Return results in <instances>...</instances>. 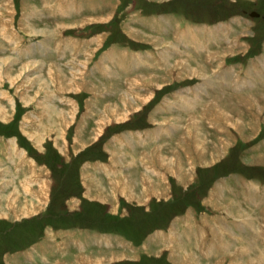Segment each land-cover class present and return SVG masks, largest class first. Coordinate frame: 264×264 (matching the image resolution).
Instances as JSON below:
<instances>
[{
  "label": "rangeland",
  "instance_id": "rangeland-1",
  "mask_svg": "<svg viewBox=\"0 0 264 264\" xmlns=\"http://www.w3.org/2000/svg\"><path fill=\"white\" fill-rule=\"evenodd\" d=\"M4 1H0V13H3V16L1 15L2 19L4 21L7 16L12 18V20H6V24L14 25L16 23L15 19L19 17L23 3L26 9L23 10V17L20 20L21 28L26 26L28 31V27L32 26L30 23H33V26L50 27V30L44 34L30 30L28 34H33L32 38L36 40L38 38L45 40L43 43L50 50L48 53L52 52L55 58L59 56V52L64 45L63 41L58 42L60 37L65 40V44L71 41V38H78V42H75L77 44L74 47L81 46V41H84V45L89 42L90 47L94 44V52L95 50L96 52L94 54L93 52L86 53L84 56V54L78 55L83 49L76 53L66 51V56L60 59V63H58L68 76V78L64 77L62 81L60 79L58 81V78L56 80L55 78L51 79L48 75L49 68L54 64L49 65V68L48 64H45L46 68L43 70L44 64L42 65L40 61H33L24 65L23 67L26 70L23 72L22 77H18L19 73L21 75L20 70L23 67L17 64L24 59H18L15 67L16 71L14 70L13 75H11L10 60L14 53H11L9 43L0 39L2 45L0 51L2 53H4L3 51L8 52L7 56L11 55L7 57L9 61L5 60L6 58H3L2 61L4 67L8 66V71L5 72L4 79L0 76V110L6 112V107L10 104L14 109V114L11 112L8 115L4 113V118L0 114V119H3L0 120V186H4L0 187V206L6 205L5 202L8 197L13 199L15 197V199L25 197L39 204L37 193L40 190V183L48 185L47 198L43 199L45 202L40 201L42 206L37 211L33 209L27 214H18L10 209L12 212L8 211L7 216H0V264H44L39 258L40 255L43 260L47 261L48 259L45 264H51L57 254L61 257V262L64 260L73 264V261H76L74 254H80L82 250H73L71 245L73 236L75 239V235L79 234L82 238H86L99 231L109 233L112 237L109 238V241L113 244L107 247L103 246V248H98L95 244V252L107 250L117 252L118 249L119 252H125L128 256L125 258L123 254L122 256L120 254L111 255L109 256L111 260L102 263L98 262L101 259L96 258L95 262L99 264H179L175 262L182 261V259L177 258L179 257L177 254H180L185 260L181 264L227 262L228 256L226 254L224 257L218 254L223 257L220 262L216 259V256L209 258V260L203 257L199 251L207 239L202 240L203 244L202 241L197 242L196 246V242L190 243V247L182 238L185 236H182L183 230H185V227H190L189 224H192L191 229L195 230L196 238H198V230L200 232L205 229L203 232L207 235L210 229L209 224H212L214 218L212 219L210 215V217L201 220V217L210 214L212 208L217 209L216 213H228L223 216L227 218L224 225L226 227L223 230H229L234 235L240 234V231L245 233L238 235L239 239L235 240L236 243L233 240L229 242L230 252H232L230 254L238 253L230 261L231 264H244L245 259L250 260L248 264L251 261L254 264H264V225L261 227L256 219L257 223L255 225L252 223L249 224L250 226L241 224L243 227L238 222H229V219L234 218V220L238 218L252 221L255 215L258 212L260 213L264 203L261 204L260 201H256L252 209L238 199V192V198H228V195H226L227 197L224 196L226 194L223 190L225 188L224 184L218 185V192L214 191V185H216L218 179L229 177V175L233 176V179H228V181L235 185V188H233L235 190L237 188H240L241 191L244 190L243 187L246 186L245 183L248 182V179L262 181L260 183L264 190V116L262 118V113L264 114V91L258 96H254L253 103L257 108L249 105L248 94H255L256 91L261 89L256 90L255 86L253 89L248 85L246 87L252 91H245L241 87L227 88L224 85L221 88L223 93L219 96L213 98L214 96L211 95H202L197 103H194V107L189 110L171 105L167 107L162 105L161 109L158 105L166 99L172 98V94L175 92L186 91L187 85L200 84L199 77L211 83L209 78L212 69L207 66L217 62L207 63L206 66L200 61V58H205L207 52L205 46L207 37L204 47L201 49L195 48L192 40H190L191 51H186L183 47L175 44L180 42L182 45H189V43L182 41L183 35L187 33H183V30L178 27L174 41H172V38L170 40L173 35L171 33L173 27L171 26L178 25L175 16H180L186 20L184 27L187 29L193 24L198 25L196 28L209 25L210 30H213L214 37L218 33V36L223 38L224 50L221 55L226 56L225 60L222 57L224 64L237 67L236 71L239 69L240 74L245 75L244 71H246L250 59L259 57L264 52V0H60L56 5H54V1L43 0L44 6L49 7L48 11L44 10L45 15L38 6L37 8L32 7V5L40 4L42 0ZM50 2L53 4L50 5ZM99 4L100 6H98ZM90 6H92L91 9ZM252 11L256 12L257 16H254L255 13H252ZM106 12L107 15H103ZM81 16L109 17L104 22L95 20L84 25L72 24L75 19H81ZM22 21L25 23L22 24ZM142 22H148L149 27L144 26ZM57 24H63V27ZM219 25L230 26V28L220 29ZM179 31L181 32L178 33ZM18 32L20 34L23 31L19 30ZM236 33H238L237 44L236 41L233 42ZM6 34H9V32H6ZM14 35L17 36V32ZM23 39H25V36H23ZM215 41L211 40L209 43L210 48H215L216 43L221 42L216 38ZM58 43L61 44L57 48ZM247 45L249 46L246 49H242ZM36 46L38 47V45ZM230 46L236 48H230ZM111 48L114 49L112 52H118L114 56L117 55L115 64L120 65V68H117V65L115 67L114 64L109 65L108 63L109 60L114 63L111 54L108 55ZM157 48H160L159 52L164 61L174 68L168 76L152 71L151 76L142 77L143 83L155 84L156 87H147V89H155L153 94L146 90H140L136 83L141 80H135V78L128 75L138 72V67L142 71L148 70L150 66L147 62L143 64V67L142 64H139L140 66H137L135 71H128V76L123 77L121 82V75H124L126 70L124 64L118 62V57L122 58L123 62H127L130 61L129 53L131 56V52L145 51L150 55L154 66H158L163 62L157 58L160 56L154 53ZM171 50L176 54L180 53L181 58L174 56L170 52ZM29 52L30 50L27 51V53ZM37 52L38 49L36 48L35 53ZM91 56L92 59L89 64L83 63L86 58L89 60ZM145 56L147 58V55ZM52 58L53 55L50 54L46 61H50ZM98 58H100L101 65L108 72V79L102 75L101 69H95ZM207 60L209 61L208 57ZM76 62L79 65L75 64ZM81 63L87 64L89 70L93 71L94 69V72L90 75L91 77L83 75ZM203 65L206 67L205 71H203ZM226 66L223 65V68L226 69ZM40 67H42V71L46 73V76L44 73L38 72ZM125 67L131 68V62L126 64ZM62 69H59L58 73L62 72ZM29 74L31 76L28 79ZM237 74L239 75V73ZM53 75L51 74V76ZM33 77L34 79H31ZM239 77L241 76L239 75ZM7 78L11 83H14V86L6 80ZM244 79L245 77L240 83ZM38 84L41 85V91ZM123 84H126V87ZM236 85L238 86V84ZM45 87L46 89H43ZM8 98L10 101L7 100ZM22 98L26 101H24V104ZM39 100L42 106L47 103L53 107L57 106L68 109V111L72 110L71 112L67 111L68 116L66 115L69 119V125L66 126L64 120L58 123V117H56L58 111H53L54 115L51 117L49 115L51 112L42 107L40 109L36 105V101L40 103ZM135 101L144 104L139 107L138 111H132V109H137L134 107ZM212 101L220 103L223 108V104L226 106L232 115L231 117L227 116L226 119L238 123V129L233 125L230 126L227 120L226 123L218 116L216 117L218 126H215L212 119L214 108L207 112ZM222 102L223 104H221ZM11 105L8 106L10 109H12ZM130 110L131 113H129ZM101 111L102 114H100ZM45 113L48 114L49 119L43 116ZM151 115H154V117H151ZM128 116L129 119H127ZM42 117L43 119H40ZM188 117L190 118V124L186 128L185 123L189 120ZM5 118L6 120H4ZM165 119H168V121ZM34 120L43 123V126L37 127L38 134L33 137L35 140L28 137V134L24 132L25 128L29 126L28 129L30 130L35 127L32 125ZM163 123L172 128L170 137L163 134L158 140L147 139L145 144L142 145L136 142V146L131 153H125L130 149L123 144V146L120 145V142L116 140L119 133L125 134L130 132L131 129L148 125L159 126ZM51 126H55L56 129ZM224 127L226 128L224 129ZM185 128L187 134H192V144L198 158L201 157L203 161H208L213 154L209 160L211 164L197 162L193 164L195 167L194 177L187 183L177 181L174 176L168 174L166 179L171 185L168 193L164 187L160 186V189L155 190V195H152L149 199V191L147 190L141 192L144 195L135 198L132 192L126 193L125 190L128 186L133 185L129 182L134 180L133 176L136 178V175L132 171L129 174L126 173L125 171L128 170L127 172H129L130 170L125 168L121 180L112 178L111 181H108L107 178L95 174V178L100 179L102 182L100 184L101 188L98 187V180V186L89 184L93 161H96V159L109 160V150H111V153L113 150L116 153L124 150L122 154L130 159L126 162L134 163V154L138 153L140 156L139 152L142 149H153L163 141H166V144L156 152L157 155L155 154L158 162L161 161V165L165 166L171 173L178 174L179 178L183 180L184 175H188L184 170V166L186 167L188 164L182 158H186L183 148L187 145L190 146L189 141L191 143V140L185 137ZM229 129L230 136L227 132ZM140 133L141 139H144L142 131ZM224 137H230L233 144L230 145L231 142ZM8 138H12V142ZM36 138L41 139V142L37 143ZM220 139L222 140L221 144L217 143ZM57 145L62 147H58V150ZM217 155L222 156L212 163ZM118 157L113 158L119 164L123 160L119 161L121 159H118ZM87 163H89L88 166ZM121 165L123 164L121 163ZM140 168V163L137 161L136 171L139 172ZM87 169L88 171H86ZM28 171L31 173V180L28 178L30 174ZM149 176L154 180L157 179L151 173H149ZM27 182H30L32 186L29 192L25 190L24 186L28 184ZM160 183L166 184V181ZM253 192V195H255L256 192ZM218 193H223L225 202ZM134 199L140 202L148 199V202L140 204ZM247 204L250 205V202H247ZM218 222L224 224L223 219L219 218ZM248 227L251 232L248 231ZM78 228L81 229V233L75 232V235H72L73 230ZM223 230L221 231L223 235L229 237ZM162 231H166V238L163 237ZM213 232L217 235L214 237L218 240L223 238L220 231L213 230ZM154 234L159 236V241L156 238L157 236L154 237ZM160 236L162 237L160 238ZM190 236H194L192 232ZM60 240L67 244L64 247L69 253L64 256L61 254L62 252L58 253V249H52V245H57V243L60 245ZM83 241L87 243L88 239ZM167 248H169V252ZM193 250L198 252L195 254ZM84 251L88 252V248ZM187 253L192 254L186 255ZM249 254L250 256L244 259V256Z\"/></svg>",
  "mask_w": 264,
  "mask_h": 264
},
{
  "label": "crops",
  "instance_id": "crops-1",
  "mask_svg": "<svg viewBox=\"0 0 264 264\" xmlns=\"http://www.w3.org/2000/svg\"><path fill=\"white\" fill-rule=\"evenodd\" d=\"M50 1H54V5H56L60 0H50ZM3 2H5V1L3 0ZM52 4L53 3L50 2V5H52ZM93 5H95V4H93ZM37 6H38L39 9H42L43 14H44V10L46 9L48 11V8H49V7L46 8L44 6L43 0H42V2L40 4L32 5L33 8H37ZM92 6H90V9H91ZM98 6H100V4ZM24 9H26V8H25V6L22 3V7H21V10L19 12V17L15 19L16 23L14 25L13 24H10V25L6 24L5 21L6 20H12V18H9V16H7V18H4V21H3V19H2L3 13L2 14L0 13V39L2 41H6V42L9 43V46L11 47V50H12L11 53L13 52L14 53V54H12L13 57H16L15 59L13 57H11V60H10V62H11L10 65H11V68H12V71L10 72L11 75H13V72L15 70L16 64L18 63V59L19 58H22L24 60L17 64V65H21V67H23L27 63H31L33 61H40V63L42 65L44 64L43 65L44 66L43 67V70H44L46 68L45 64H48V68H49V65L51 66L52 64H54V65H52L49 68L48 75L50 76L51 79L55 78V80H56V78H58V81H59V79L62 81V79H64V77L68 78V76H67L66 72H63L64 70L59 66L58 63H60V59H62L63 57L66 56V53H65L66 51H69L70 53H72V51H74L76 53V52H80V50L83 49L82 52H80L81 54L79 53L78 55L84 54V56H85L86 53L93 52V54H94L96 52V50L94 52V49H95L93 47L94 44H92V47H90V45L88 44L89 42H87V44L84 45V41H81V44H80L81 46L74 47L77 44L75 42H78V38H74V39L71 38V41H69V42H67V44H65V40L60 37L59 40H58V42L59 41L60 42L63 41L64 42V45H63L62 50L59 52V56L57 58H55L54 57V54L52 52L51 53H48V52H50V50H48L47 45L45 43H43L45 40L40 39V38H38L36 40V39L32 38L33 37V34H28V31L29 30L30 31H36L37 33L44 34L46 31H49L50 30V27L49 26H33L34 24L33 23H30V25H32V26L28 27L29 28L28 31H27L26 26H24V28H21L20 27V20L23 17V10ZM103 15H107V12H106V14H103ZM154 16H156V15H154ZM108 17L105 18V16H93V17H88V16L82 17L81 16L80 17L81 19H75L72 24H75V25H84V24L88 23L89 21H95V20L96 21H100V22H104V20H107ZM23 23H25V22L22 21V24ZM142 23H144V26L149 27V25H147L148 22H142ZM57 25L63 27V24H57ZM171 27H173V25ZM177 27L179 29L183 30V33H187L186 35H183L184 37H182V39H183L182 41L183 42H186L187 44L189 43V45H182V44H180V42H176L175 44L177 46L183 47L186 51H191L190 50V47H191L190 40H192V44L194 45L195 48H198V49L199 48L200 49L203 48L202 47V43H201V33L203 31L204 25L202 27L196 28V27H198V25H194L193 24V25H190L188 27V29L185 28L184 25H183V27H180L179 25H177L176 28L174 29V31H173V28L171 30V32L173 33V35H172V37H170V40L172 38L173 39L172 41H174V39H175L174 37L176 36ZM219 28L226 30V29H229L230 26L219 25ZM19 30H22L23 32L19 34V32H18ZM6 32H9V34H6ZM15 32H17V36L14 35ZM152 32H154V30ZM180 32L181 31H179L178 33H180ZM52 35H54V34H52ZM216 35L218 36L219 34L216 33ZM216 35L214 37L213 30L212 29L210 30V27L208 25V36H207V42L205 44L206 51L207 52H206L205 58H203V57H202V59L200 58V61L204 65H206L207 63H210L211 64V63H214L215 61H217V62H215L211 66H207L206 65L208 68H211L212 69V71L210 72L211 75H210V78H209V79H211V81H210L211 83L207 82L206 79H203L202 77H199L200 80H201V83L200 84L190 85V86L187 85L186 86V91H184V92H175L174 94H172V98H170L169 100L166 99L162 103L158 104L161 109H162V105L165 106V107L171 105V106H175V107H179V108H184L185 110H189L191 107H194V103L196 104L197 101L199 100V98L202 95H204V96L211 95L212 97L214 96L213 98H216L221 93H223V91H222L221 88H223L224 84L223 85L219 84L217 82V79L215 78V75H212V74H215L216 72H219L220 75L222 77H224L226 79V81H227L228 78H229V76L233 72H235L237 70V67H234L233 65L224 64L223 59L225 60L226 59L225 58L226 56H222L221 55V53L224 50L223 49V45H222L223 38H220L221 36H218L217 37ZM23 36H25V39H23ZM237 36H238V33H236V35L234 36L233 42L236 41V39L238 38ZM215 38L221 40V42L218 41V43H216L215 48H210L209 47V45H210L209 43L211 42V40L213 42H216L215 41ZM22 39H23V41H22ZM51 39H53V38H51ZM72 40H74V41H72ZM235 43L237 44L238 42L236 41ZM35 44L38 45V47ZM60 44L61 43H58L56 45V47L57 48L60 47ZM248 46L249 45H247L246 47H242V49L243 48L246 49ZM157 47H159V46L157 45ZM226 47H228V46H226ZM36 48L38 49V52L37 53H35ZM230 48H236V47L235 46H233V47L230 46ZM6 49H7V47H6ZM6 49L4 48V50H6ZM159 49L160 48H157V51L155 50V53H157L160 56L159 58L161 59V62H163V63L161 65H158V66H154L153 62L150 59V55L147 54V53H145V51H143V52L142 51L131 52V56H130V53H129L130 62H131V68H126L125 65H124V69L126 71L124 72V75H121L122 76L121 79H120L121 82H122L123 77H126V76L130 75V76H132V78H135V80H139V79L141 80L139 83L138 82L136 83L137 86H139L140 90H146L150 94L151 93L153 94V92H154L155 89H147V87L148 88H150L151 86L152 87H156V86H154L155 84L154 83L153 84H151V83L150 84L143 83L142 82L143 81V78L142 77H144V76L145 77L151 76L152 75V73H151L152 71H155V73H160V75H163V74L165 75L166 74L168 76L169 74L172 73V70L174 68V67H170L169 64L166 61H164L161 53L159 52ZM198 49H196V50H198ZM0 50H2L1 42H0ZM28 50H30L29 53H27ZM112 50H114V49L111 48V50H109V52L110 51L111 52L108 53V51H107V53H108V55L111 54V56L114 59V63H111L110 60L108 61V63H109V65L110 64H114L115 67L117 65V68L118 67L120 68V65L115 64L116 63V57H117V55L114 56V54L115 53L118 54V52H112ZM55 51H56V48L54 50V53H55ZM3 52L4 53H2V51H0V76H2L3 79H4L5 76H6L5 72L8 71L7 70L8 69V66L4 67L2 61H3V58H6L5 60H8L7 57H10L11 55L10 56L9 55L7 56L8 52H5V51H3ZM170 52H172V50ZM172 53L174 54V56H177L179 59L181 58L180 53H177V54L175 52H172ZM50 54L53 55V58L50 59V61H48V60L46 61V59L48 58V56ZM191 54L193 56L197 57L195 54H193V53H191ZM121 55H122V53H121ZM140 55H141V57H140ZM145 55H147V58H146ZM55 56H57V55H55ZM92 56L89 58V60L86 58V60L83 61V63L89 64L91 62ZM207 57H208L209 61L207 60ZM222 57H223V59H222ZM228 57H230V56H228ZM251 58H252V56H251ZM99 59L100 58H98V62H96L95 69H97V70L101 69L102 75L104 77H107L106 79H108L109 78L107 76L108 72L103 67V65H101ZM118 59H119L118 62L119 63H122V65H123L122 58L118 57ZM145 62H147V64L150 66L148 68V70H143L142 71L141 68L138 67V69H139L138 72L136 71L134 74H128V71H130V72L131 71H135L137 69L136 67L137 66H140L139 64H142V67H143V64ZM249 62H250L249 65L246 67V71H244V73H245V75H244L245 79H244L243 82H241V83L239 82L238 86L241 87V89H244L245 91H252L251 89H248L246 87V85H248L249 87H251L253 89H254V86H255L256 87V90L258 88L261 89V90L256 91L255 94H248L249 105L250 106L252 105V107L257 108L254 105L253 101L255 99L254 96H258L260 93H262L264 91V89H263L264 88V52L261 53V56L252 58V60L250 59ZM83 63H81V65L83 67V72H84L83 75H85V76L92 75V73L94 72V69L92 68L93 71L92 70H89V67L87 66V64L84 65ZM75 64H78V63L76 62ZM223 65H227L226 66V69L223 68ZM59 69H62V72L58 73V70ZM25 70H26V68L23 67L22 70H20L21 71V75L19 73L18 77H22V74H23V72ZM27 70H29V69L27 68ZM38 72L39 73L41 72L42 74L44 73L45 76H46V73L44 71H42V67L39 68V71ZM161 72H163V73H161ZM227 72H228V76H226V73ZM237 73H240L239 72V69H238V72ZM51 74H54V75L51 76ZM29 76H31V75L30 74L28 75V79H29ZM238 77H239V75L237 74L235 80L239 79ZM28 79H26V80L28 82H30ZM113 79H115V78H113ZM6 80L9 83H11L8 78ZM121 82H120V84H121ZM28 84H30V83H28ZM11 85L14 86V83H11ZM123 85H124V87H126V84H123ZM238 86H236V87H238ZM0 88H1V85H0ZM38 88H39L40 91L42 90L40 84H38ZM43 89H46V87L43 88ZM14 92H16V91L14 90ZM60 95L62 96L63 94H60ZM43 98H44V96H43ZM7 100L10 101L9 98ZM21 100H22L23 104L26 102L25 99H23V98ZM42 101L45 102L44 100H42ZM37 102L38 101H36V105L40 109L42 107L43 109L48 110L49 112H51V114H49L51 117H53V115H54L53 111H58V114L56 115V117H58L57 118L58 119V123H60L61 120H64L65 121V125L66 126L69 125V122H68L69 119L67 118V116H68V113H67L68 109L60 108V107H57V106L53 107L51 104H47V103L46 104L44 103L45 106H42V105H40L41 104V101L40 100H39L40 103H37ZM164 102H166V103H164ZM3 103L5 104L4 101H3ZM134 103H135L134 104V107H136L137 109H135V110L132 109V111H136V110L138 111L139 110V107H141L142 105H144V104H142L139 101H135ZM211 104L208 107L207 112L209 110H211L212 108H214L213 115H212L213 118L212 119H213V122L215 123V126L216 127L218 126L217 118H216L218 116L219 118L221 117L226 123L228 121V124L230 123V126L233 125L234 127H236L238 129V127H237V124L238 123L236 124V122H234L232 120H227L226 119L227 116L228 117H231L232 115L229 113V111L227 110V108L223 104V102L221 104H223L224 108L220 105V103H217V102H214V101H212ZM7 105H8V102H7ZM10 105H8V106H10ZM8 106L6 107V109H7V111H6L7 115L10 112L12 114H14L13 113L14 112L13 106L11 105L12 109H10V107H8ZM71 111L72 110H69L68 112H71ZM132 111L130 110L129 113H131ZM100 114H102V111H101ZM208 114L210 115V112ZM259 114H261L260 111H259ZM47 115L48 114L45 113L43 116L44 117L45 116L47 117ZM4 116L5 115H2L1 117L4 118ZM36 116H39V115H36ZM263 116H264V114L262 113V118H263ZM151 117H154V115H151ZM193 118H195V117H193ZM40 119H43V117L40 118ZM47 119H49V118L47 117ZM127 119H129V116H128ZM4 120H6V118ZM165 120L168 121V119H165ZM263 120H264V118H263ZM185 124H186V128H187L189 126V124H190V118H189V120L186 121ZM32 125L35 126V127L34 128L32 127L31 130L28 129V128H30V126L27 127V128H25V130L24 129L23 130H24V132H26L28 134V137H31L33 140H35L33 137H36L35 135L38 134L37 127L38 126H40V127L43 126V123L41 121L39 122V121H35L34 120V123ZM225 126H227V124H225ZM51 127L54 129L55 126L54 127L51 126ZM186 128L184 129V133L186 134L185 137L186 138L188 137L191 140V143L189 141L188 144L190 146L187 145L186 147L183 148L186 158L181 156L183 158V160L185 159V161H187V164H188V165H186V167L183 165L184 166L185 173H188V175H184L183 180H181L179 178V175L178 174L171 173L170 170H167L165 168V166L161 165L160 162H158L157 157H156V155H157L156 152L162 146H164V144H166V141H163L162 143L157 144L153 149H148V150L142 149L139 152L141 154L140 156H139L138 153L134 154V158H135V162L134 163H132V162L131 163H127L126 162V161H130V159L129 158H126V155L125 154H122V153H124V150L123 151H120V153L119 152L116 153L115 150H113L112 153H111V150H109V152H110L109 153L110 154L109 160L106 159L107 161H105L104 159H96V161H93L92 171H90V173H92V176H91V179L89 180V184L92 185V186H94V185L95 186H98V182H97V180H98L99 181V186L98 187L101 188V185L100 184L102 182H101L100 179L95 178V174L96 175L103 176L102 178H107L108 181H111L112 178H119L121 180L122 179V176H123V173L125 171L124 170L125 168H127V169L130 170L129 172H127L128 170L125 171L126 173L129 174L132 171L136 175V178H135V176H133V179L134 180H131L129 182L130 184H133V185L128 186L126 188V190H125L126 193L132 192V194L134 195L135 198H139L140 195H144L141 192H142L143 189H146L147 191H149V196H148V199H149L152 195H155V190L156 189H160V186L164 187L167 190V193H168V189L170 191V187H171L170 182H167V179H166L168 174H170L171 176H174L177 181H181L182 183H187V181L191 180L194 177V168L195 167H194L193 164L196 163V162L197 163H201V164H211V161H209V160H210V157L213 154L210 157L207 156V157H209V160L208 161H203V159L201 157L198 158V154L196 153L195 147L192 144L193 143V141H192L193 140L192 135L191 134H187ZM225 128L226 127H224V129ZM55 129H56V127H55ZM171 130H172V128H169L164 123L163 124H160L159 126H157V125H155V126H149L148 125V126H144L142 128L131 129L130 132H128L129 134L128 133H125V134H120L119 133L116 136V138H117L116 140L118 142H120V145L123 144L125 147H127L128 149H130V151H125V153L127 152V154H128L129 152L131 153L133 151V149L136 146L135 145L136 142H137V144L142 145V144H145V142H146L147 139L148 140L149 139L158 140L159 137H162L163 134H165L166 136L170 137L171 134H172V131ZM140 131H142L143 136H144V139H141L142 136H141ZM227 132H229L228 135L230 136V134H231L230 133V129ZM224 138H226L227 140H229L231 142L230 145L233 144L232 141H231V139H230V137H224ZM9 139H10V142H12V138H8V140ZM36 142L37 143L38 142H41V139H37L36 138ZM217 143L221 144L222 143V140L220 139L219 142H217ZM230 145H228V146H230ZM58 147L60 148L62 146H58L57 145V148ZM59 148H58V150H59ZM227 148H226V151H227ZM175 150L178 153H180L177 149H175ZM222 155H217L214 158V160H212V163L215 160H217L218 157H220ZM136 156H138V157H136ZM113 157H118V159H121L119 161H122L123 160V162H120L118 164V163H116L114 161V158ZM137 161H139L140 166H141L139 172H137L136 171L137 169H135V166L137 164ZM185 161H183V162H185ZM121 163L124 166L121 165ZM126 164H128V165H126ZM88 165H89V163H87V166ZM138 168H139V166H138ZM86 171H88V169ZM145 171H148V172H145ZM28 173H30V171H28ZM149 173H151L155 178H157L156 179L157 181L154 180L152 177H150L149 176ZM175 173H177V172H175ZM119 176H121V177H119ZM138 176H139V179H138ZM28 178H29V180H31V173L29 174V177ZM228 179H233V176L232 175H229V177H226V178L225 177L224 178L223 177L222 178H219L218 179V182L216 183V185H214V191L215 192H218L217 191L218 190L217 189L218 188V185L224 184L225 188L223 190L226 192V194H224V196L228 195V198L229 197H234L235 198V197H237V192H238L239 198L238 197L237 198L240 199L243 202V204H246V205L250 206L252 209L254 208V206L256 204V201H260L261 204L264 202V190L262 189L263 186H261V189L258 191V188H259L258 187L259 180H251V179L249 180L248 179V182L245 183L246 186L243 187L244 190L241 191L240 188H237V190L233 189V188H235V185L233 183H230V181H228ZM165 181H166V184H163L162 183L163 184L162 185L160 183V182H165ZM3 182H5V181L3 180ZM260 182H262V181H260ZM27 183L28 184H26L24 186H25V190L29 192V190H31L32 186H31L30 182H27ZM0 187H4V186H0ZM237 187H238V185H237ZM46 190H47V193H48V185L45 184V183H40V190H38V193H37L38 196H39V204H37L35 201H33L31 199H27L25 197L22 198V199H15L16 197L13 199V198L8 197L7 201L5 202L6 205L0 206V216L3 215L5 217V216H7L8 211H11L12 212V210L14 211V213H18V214H20V213L27 214V212H31L33 209L37 211L42 206V203L40 201H43V199H46L47 198L46 197L47 196ZM253 191L256 192L255 195H253V193H254ZM167 193H166V195H167ZM222 194L223 193H221V194L218 193V195H220L222 197V200H224V202H225V199L223 198L224 196ZM215 196H216V194H215ZM17 198H18V196H17ZM148 199L146 201L143 200L141 202L139 200H137V199H134V200H137L141 204V203H147L148 202ZM247 202L248 203L250 202V205L247 204ZM223 204H225V203H223ZM10 209H12V210H10ZM213 210H215V211H213ZM216 210L217 209H213L212 208L210 210V211H212L210 214H207L206 216H204V217L202 216L201 217V220H204L205 217H210V215H211V218L212 219L214 218V220L212 221V224H209L210 225V229H209V233L207 235H206L205 232H203V230H205V229L201 230L200 232L198 230V238H196L195 233H194L195 230L194 229H191L192 224H189L190 227H185V230H183L182 236L183 235H185V236H183L182 238H183V240H185L187 242V244L189 246H190V243H193V242L194 243L196 242L195 243V246H196L197 245V242H200V241H202L204 239H207V241L205 243L207 245L203 244V241H202L203 246L200 247V251H199V252H201V254L203 255V257L206 258V260H209V258L216 256V259H218V261L220 262V260H222L223 257H224V255L226 254L228 256V261L227 262H223L222 261L221 263H217V264H224V263L231 264L230 261H232L237 256L238 253H234V255L233 254H230L232 252H230L231 251V247L229 246V242L230 241L232 242V240H233L236 243L235 240L237 238L239 239L238 235L240 236L241 234L244 233V231L243 232L240 231L241 233L240 234H235L236 235L235 236L234 234L230 233L229 230H223L226 227L224 225L226 224L225 222L227 220V218L226 217H223V216L227 215L228 213H222L221 214L219 212L220 213L219 214V213H216ZM254 213L256 214V212H254ZM258 215H259V217H257ZM29 217H31V216H29ZM219 218L224 220V224L221 223V222H218V219ZM234 219H229V222H232V223L233 222L234 223H237L238 222L240 226H241V224H243V225L247 224L248 226H250L249 225L250 223H252V224L255 225L257 223L256 221H258V223L261 225V227H263L262 225H264V207L261 209L260 213L258 212V214L255 215V218L252 221H246L245 219L242 220V219H238V218H236V220H234ZM255 219H256V221H255ZM241 227H243V226H241ZM252 228H254V227H252ZM80 230H81L80 228H78L76 230H73V233L74 234L72 233V235H75V232H80L81 233ZM169 230H170V228H169ZM169 230L167 231V233L169 232ZM213 230H218L220 232L223 230V232H226L225 234H227L229 237H225L223 235V233L221 232V234L223 235V238H219L220 240H218L216 237H214V236H217V235L213 232ZM248 231L251 232L250 231V228H249ZM48 232H49V230H48ZM162 232H163V234H162L163 237L165 236V238H166V231L165 232L162 231ZM189 232H190V234L192 232L194 236L191 237L190 234H189ZM58 235H59V233H58ZM156 236L157 235L154 234V237H156ZM75 237L76 238L74 239V236H73V239L74 240L72 239V242H71V245H72L73 250H76V249H78V250H81L82 249V250L80 251V254H76L74 252L75 253L74 256L76 257V261H73V264H75V263L76 264H99V263H102V262L111 260L109 256H111V255H117V254H120L121 256L123 254L125 256V258L128 257L127 256V253H125V252H119L118 249H117V252H112V251L110 252V250H107V251H96V252L94 251V245L95 244H97V247L98 248H100V247L103 248V246H106V247L107 246H111L113 244V242L109 241L110 240L109 238H112L109 233H104L102 231H99L98 233H96V234L94 233V235H90V236H88L86 238H82L79 234L75 235ZM161 237L162 236H160V238ZM194 237H195V240H194ZM156 238L159 241V236H157ZM87 239H88V241H87ZM83 240H86L87 243H85ZM160 241H161V239H160ZM213 241H215V242L212 243ZM161 242H163V241H161ZM163 243L165 244V242H163ZM59 244L60 245H58V243H57V245H52V249H58V253L59 252L60 253L62 252L61 254L63 256L65 254H68L69 253L68 250L64 247V245H67V244L65 242H63L62 240L59 241ZM83 248L84 249L88 248V252L87 251H84ZM167 249H168V252H169V248H167ZM78 250H76V251H78ZM120 250H122V249H120ZM193 251L195 252V254H196V252H198L196 250H193ZM34 253H36V252H34ZM37 254H40V253H37ZM135 254H136V252H135ZM189 254H192V253H189ZM218 254L219 255L220 254L223 255V257H220ZM72 255H73V253H72ZM229 255H230V257H229ZM249 256H250V254L248 256L245 255L244 256V259L246 257L248 258ZM173 257H174V255L172 256V258ZM39 258L41 259V261L44 262V264L47 263V261H48L47 258H46L47 261L43 260V257L41 255L39 256ZM96 258L101 259V260L98 261L99 263L95 262V259ZM121 259H123V258H121ZM174 261H176V260H174ZM249 261L250 260H246L245 259L244 264H248ZM207 262H209V261H207ZM63 263L64 264H70V262H66L64 260H63V262H61V257L57 254L54 262H52L51 264H63ZM175 263L181 264V261L179 260V261H176ZM249 264H254V263H249Z\"/></svg>",
  "mask_w": 264,
  "mask_h": 264
},
{
  "label": "bare ground",
  "instance_id": "bare-ground-1",
  "mask_svg": "<svg viewBox=\"0 0 264 264\" xmlns=\"http://www.w3.org/2000/svg\"><path fill=\"white\" fill-rule=\"evenodd\" d=\"M254 16H257L256 14L254 15ZM178 62V61H177ZM186 65V64H185ZM180 66V65H179ZM187 67V66H186ZM188 67H190V66H188ZM205 66L203 65V71H205ZM205 75V73L203 74V76ZM208 75V74H207ZM35 77V76H34ZM34 77L33 78H31V79H34ZM206 77V76H205ZM36 78H37V76H36ZM41 79H42V77H41ZM260 110V109H259ZM5 110H0V114L1 115H3L4 113H6V112H4ZM196 125V124H195ZM187 131H189V130H187ZM190 134V133H189ZM192 135V134H191ZM197 135V134H196ZM193 141V140H192ZM195 142V141H194ZM161 154V153H160ZM162 155V154H161ZM172 155V154H171ZM162 159V158H161ZM158 160V159H157ZM164 162V161H163ZM160 163H161V161H160ZM144 185V184H143ZM145 186V185H144ZM146 187V186H145ZM146 189H143L142 191H145ZM130 191V190H129ZM47 193V192H46ZM46 195V194H45ZM43 202H45V200H43ZM179 255V257H177V258H180V259H182V261L181 262H184L185 260H184V258L180 255V254H177V256ZM185 255V254H184ZM186 255H188V254H186ZM185 255V256H186ZM264 262V261H263ZM250 263H252V261L250 262Z\"/></svg>",
  "mask_w": 264,
  "mask_h": 264
},
{
  "label": "water",
  "instance_id": "water-1",
  "mask_svg": "<svg viewBox=\"0 0 264 264\" xmlns=\"http://www.w3.org/2000/svg\"><path fill=\"white\" fill-rule=\"evenodd\" d=\"M252 13H255L256 14V12H253V11H252Z\"/></svg>",
  "mask_w": 264,
  "mask_h": 264
}]
</instances>
